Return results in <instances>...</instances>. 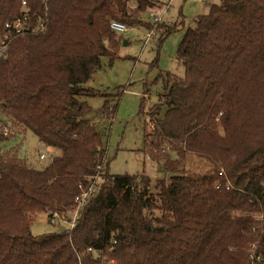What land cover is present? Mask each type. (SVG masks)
Segmentation results:
<instances>
[{
    "label": "trees",
    "instance_id": "trees-1",
    "mask_svg": "<svg viewBox=\"0 0 264 264\" xmlns=\"http://www.w3.org/2000/svg\"><path fill=\"white\" fill-rule=\"evenodd\" d=\"M21 1L0 0V32L25 11ZM135 1L137 10L124 0H49L46 31L16 38L0 55V111L61 151L43 169L0 155V264H251L253 241L256 264L264 261V0L212 4L179 45L184 76L160 73L146 140L157 160L175 151L164 155L168 179L152 185L148 175L110 174L105 165L106 182L75 227L31 231L38 212L66 215L105 160L80 96L99 94L86 83L102 57H117L121 37L110 23L147 24L138 13L151 3ZM27 3L42 14V0ZM116 106L100 112L112 117ZM189 153L213 169H187Z\"/></svg>",
    "mask_w": 264,
    "mask_h": 264
},
{
    "label": "rangeland",
    "instance_id": "rangeland-1",
    "mask_svg": "<svg viewBox=\"0 0 264 264\" xmlns=\"http://www.w3.org/2000/svg\"><path fill=\"white\" fill-rule=\"evenodd\" d=\"M221 0H175L171 14L176 17L172 25L176 27L160 43V37L144 44L145 26L134 24L125 33H117L120 43L117 57L110 62L108 56L102 57V66L93 78L86 83L99 94L82 95L80 99L87 101L93 111L88 118L93 119L96 127L103 135L105 148V165L110 174L148 175L155 185L156 180L169 178L171 175L164 168V155L154 158L147 146L146 134L150 130L149 112L158 102L163 91L161 72H171L179 77L184 76V67L177 58L179 45L188 28L195 26L196 17L209 12L212 4ZM137 13V11H136ZM143 20L146 16L138 13ZM160 43V44H159ZM105 103L117 105L112 117L101 114ZM12 120L0 111V155L13 153L28 166L43 169L61 151L47 146L30 130L12 124ZM7 131V134L4 133ZM44 154V158L40 155ZM165 156L176 157L174 150L167 148ZM191 157L183 160L187 169L194 173L208 172L214 164L205 157L189 153ZM72 214L52 218L47 211L33 216L31 231L43 234L63 231L70 228ZM264 264V261L261 262Z\"/></svg>",
    "mask_w": 264,
    "mask_h": 264
},
{
    "label": "built area",
    "instance_id": "built-area-1",
    "mask_svg": "<svg viewBox=\"0 0 264 264\" xmlns=\"http://www.w3.org/2000/svg\"><path fill=\"white\" fill-rule=\"evenodd\" d=\"M127 8L130 10H137L138 4L135 0H124ZM151 3L147 8L139 13L142 16H146L143 21H146L148 26H145V39L144 44H148L159 38L160 32L165 28L171 27L176 22V17L171 14L175 0H149ZM22 8L25 10L22 15L14 18L7 19L4 23L3 30L0 32V55L4 53L10 43L18 37L30 34L35 35L46 31L49 23V0H42V14L38 16H32L27 11V0L21 1ZM133 25L126 24L121 21L113 20L110 23V27L116 33H125ZM160 31V32H159ZM159 36V37H158ZM154 126L153 123H150ZM151 126V127H153ZM7 134V131H4ZM45 155L41 154L40 158H44ZM96 171L86 177L87 183L79 184V192L74 197V206L68 211L71 213V218L67 219L70 224V229L75 227L78 218L81 215L83 208L91 201V199L97 194L101 186L106 182L104 178L105 161L102 164L97 165ZM218 174L225 177V171L221 169ZM221 182H217L216 187H219ZM61 217L59 213H54L52 218ZM258 218L262 217V214L257 215ZM251 264H256L261 260V253L259 252L258 241H253L249 245Z\"/></svg>",
    "mask_w": 264,
    "mask_h": 264
},
{
    "label": "crops",
    "instance_id": "crops-1",
    "mask_svg": "<svg viewBox=\"0 0 264 264\" xmlns=\"http://www.w3.org/2000/svg\"><path fill=\"white\" fill-rule=\"evenodd\" d=\"M91 120L94 122V120H93V119H91ZM189 157H191V155H190V154H188V158H189Z\"/></svg>",
    "mask_w": 264,
    "mask_h": 264
}]
</instances>
